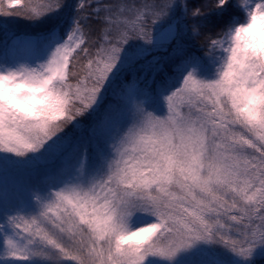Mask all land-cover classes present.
<instances>
[{"label":"snow or ice","instance_id":"snow-or-ice-1","mask_svg":"<svg viewBox=\"0 0 264 264\" xmlns=\"http://www.w3.org/2000/svg\"><path fill=\"white\" fill-rule=\"evenodd\" d=\"M0 31V264L264 259V0H0Z\"/></svg>","mask_w":264,"mask_h":264},{"label":"trees","instance_id":"trees-1","mask_svg":"<svg viewBox=\"0 0 264 264\" xmlns=\"http://www.w3.org/2000/svg\"><path fill=\"white\" fill-rule=\"evenodd\" d=\"M128 2L135 4H142L144 3V0H128ZM7 27L10 30H13L17 33H35L41 31L43 26L37 24H30L23 18H17L13 20L9 25H7ZM3 36H4L3 32L0 31V38Z\"/></svg>","mask_w":264,"mask_h":264},{"label":"rangeland","instance_id":"rangeland-1","mask_svg":"<svg viewBox=\"0 0 264 264\" xmlns=\"http://www.w3.org/2000/svg\"><path fill=\"white\" fill-rule=\"evenodd\" d=\"M11 31H13V30H11ZM3 38H4V36L1 37L0 40H2ZM258 264H264V259H259Z\"/></svg>","mask_w":264,"mask_h":264}]
</instances>
